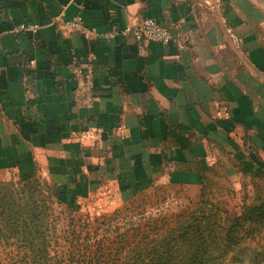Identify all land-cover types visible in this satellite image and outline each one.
<instances>
[{
	"label": "crops",
	"instance_id": "0c3cea01",
	"mask_svg": "<svg viewBox=\"0 0 264 264\" xmlns=\"http://www.w3.org/2000/svg\"><path fill=\"white\" fill-rule=\"evenodd\" d=\"M145 17L186 47L84 31ZM89 53L91 106L67 69ZM229 159L264 167V0H0V177L133 195L200 187Z\"/></svg>",
	"mask_w": 264,
	"mask_h": 264
},
{
	"label": "rangeland",
	"instance_id": "374dc122",
	"mask_svg": "<svg viewBox=\"0 0 264 264\" xmlns=\"http://www.w3.org/2000/svg\"><path fill=\"white\" fill-rule=\"evenodd\" d=\"M263 203L264 167L252 170L231 159L211 168L200 187L158 184L133 195L100 188L76 198L46 180L4 175L0 264H123L130 248L181 219L203 217L220 233L244 208ZM240 234L219 264H264V221L246 224Z\"/></svg>",
	"mask_w": 264,
	"mask_h": 264
},
{
	"label": "trees",
	"instance_id": "16d2710c",
	"mask_svg": "<svg viewBox=\"0 0 264 264\" xmlns=\"http://www.w3.org/2000/svg\"><path fill=\"white\" fill-rule=\"evenodd\" d=\"M202 218L181 219L157 238H145L128 250L123 264H219L241 241L246 224L264 221V203L244 208L220 233Z\"/></svg>",
	"mask_w": 264,
	"mask_h": 264
},
{
	"label": "built area",
	"instance_id": "2783aa9c",
	"mask_svg": "<svg viewBox=\"0 0 264 264\" xmlns=\"http://www.w3.org/2000/svg\"><path fill=\"white\" fill-rule=\"evenodd\" d=\"M67 27L71 29H82V18L79 16L76 19L68 22ZM37 25L19 24L15 26L12 31L18 32L25 29H37ZM91 33L95 38H100L106 41L114 39L117 36L121 38L132 39L142 50L146 42L156 41L162 44L173 43L178 50L186 47V39L177 35L173 28L162 21L152 17H145L139 23L134 25H127L118 29L104 30L101 32L84 30ZM96 58L92 53L86 55H73L67 63V69L72 74L73 80L76 82L78 89L85 92V103L92 105V91L94 84V67Z\"/></svg>",
	"mask_w": 264,
	"mask_h": 264
}]
</instances>
